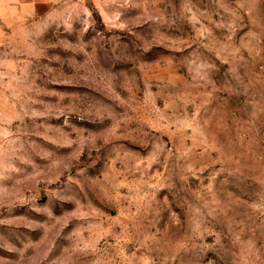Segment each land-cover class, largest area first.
Instances as JSON below:
<instances>
[{"label": "rangeland", "instance_id": "374dc122", "mask_svg": "<svg viewBox=\"0 0 264 264\" xmlns=\"http://www.w3.org/2000/svg\"><path fill=\"white\" fill-rule=\"evenodd\" d=\"M27 2L0 264H264V0Z\"/></svg>", "mask_w": 264, "mask_h": 264}, {"label": "crops", "instance_id": "0c3cea01", "mask_svg": "<svg viewBox=\"0 0 264 264\" xmlns=\"http://www.w3.org/2000/svg\"><path fill=\"white\" fill-rule=\"evenodd\" d=\"M31 4H40L43 0H29ZM29 2L27 0H0V19L2 21L15 16L16 13L21 8V5L24 4L25 8Z\"/></svg>", "mask_w": 264, "mask_h": 264}]
</instances>
